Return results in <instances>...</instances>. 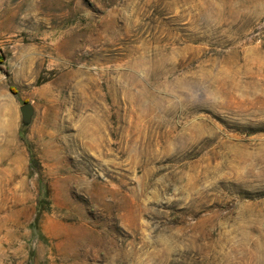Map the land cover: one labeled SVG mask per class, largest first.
<instances>
[{
  "label": "rangeland",
  "instance_id": "obj_1",
  "mask_svg": "<svg viewBox=\"0 0 264 264\" xmlns=\"http://www.w3.org/2000/svg\"><path fill=\"white\" fill-rule=\"evenodd\" d=\"M0 57V264H264V0H0Z\"/></svg>",
  "mask_w": 264,
  "mask_h": 264
},
{
  "label": "water",
  "instance_id": "obj_2",
  "mask_svg": "<svg viewBox=\"0 0 264 264\" xmlns=\"http://www.w3.org/2000/svg\"><path fill=\"white\" fill-rule=\"evenodd\" d=\"M20 110L22 113V124L23 126H27L33 118L34 106L32 103L27 102L21 105Z\"/></svg>",
  "mask_w": 264,
  "mask_h": 264
},
{
  "label": "trees",
  "instance_id": "obj_3",
  "mask_svg": "<svg viewBox=\"0 0 264 264\" xmlns=\"http://www.w3.org/2000/svg\"><path fill=\"white\" fill-rule=\"evenodd\" d=\"M0 60H1V57H0Z\"/></svg>",
  "mask_w": 264,
  "mask_h": 264
}]
</instances>
